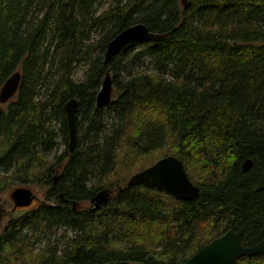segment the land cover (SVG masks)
I'll list each match as a JSON object with an SVG mask.
<instances>
[{
    "label": "trees",
    "instance_id": "trees-1",
    "mask_svg": "<svg viewBox=\"0 0 264 264\" xmlns=\"http://www.w3.org/2000/svg\"><path fill=\"white\" fill-rule=\"evenodd\" d=\"M138 24L170 36L106 62L108 44ZM17 72L18 94L0 105V191L45 185L48 204L9 222L0 264H184L230 230L244 247L262 241L264 0H0V91ZM107 74L114 98L98 108ZM55 122L66 149L45 165ZM169 156L183 162L198 199L109 183L119 165L135 166L128 181ZM109 186L117 189L107 206L79 209ZM33 240L45 243L39 255L28 253ZM236 264H264V255Z\"/></svg>",
    "mask_w": 264,
    "mask_h": 264
},
{
    "label": "water",
    "instance_id": "water-1",
    "mask_svg": "<svg viewBox=\"0 0 264 264\" xmlns=\"http://www.w3.org/2000/svg\"><path fill=\"white\" fill-rule=\"evenodd\" d=\"M184 8H187L190 0H180ZM170 33L159 35L149 31L143 25L132 26L117 35L107 46L105 60L110 62L119 55L128 45L136 42H161L166 40ZM22 74L20 72L11 76L3 85L0 91V105L8 104L17 94L20 88ZM114 98L113 81L109 74L103 80L101 89L97 95L96 105L98 108H105ZM67 126L69 131V151L74 152L77 144V111L78 101L70 100L64 107ZM253 162L247 160L243 164V172L251 170ZM144 186L149 189H156L159 192H166L179 201L191 202L200 196V189L189 179L183 162L173 156L165 157L155 165L132 176L125 188ZM257 191H264V170L257 186ZM115 196L113 190L104 189L99 191L92 199L91 204L100 209L108 205ZM11 199L15 208H29L37 197L33 191L27 188L15 190ZM76 207L77 204L73 203ZM264 236V225H263ZM264 255V237L262 241L254 247H244L239 235L230 230L220 235L211 243L203 247L192 258L184 264H236L237 260L243 257H257Z\"/></svg>",
    "mask_w": 264,
    "mask_h": 264
},
{
    "label": "rangeland",
    "instance_id": "rangeland-1",
    "mask_svg": "<svg viewBox=\"0 0 264 264\" xmlns=\"http://www.w3.org/2000/svg\"><path fill=\"white\" fill-rule=\"evenodd\" d=\"M76 70L77 71L75 74V78L78 80L83 79L84 75H85L84 74L85 70H83V68H80V67L77 68ZM54 126L56 128L55 131H57V137H56L57 148H56V151H54L52 154L45 157V160H44L45 165L54 164L55 163L54 162L55 155L56 154L60 155L66 149V145L63 144V141L61 139L60 132H59L60 124L55 122ZM170 147H171V144L167 145L165 150L156 153L153 157H150L148 159V161L151 163L156 158H158L162 155L164 156L166 154H169L170 153L169 151L171 150ZM134 167L135 166H133L132 168H129L126 165H119L117 170H116V173H114L110 176L109 183L120 184L118 186H122V185L125 186L128 183V181L130 180L129 179L127 181V178H129L131 176L130 173L132 172ZM137 168H139V167H136V169ZM37 172H38V170L35 171V173H37ZM1 178L5 179L7 181L13 179L12 176H10V177L1 176ZM2 186H3V188L0 191V234L3 233L7 229L8 224L11 220L19 218L22 215L27 214L28 212H32L33 210L38 209L40 205H47L48 204L46 196H47L49 189L45 185L35 184V183H31L28 185H21L19 183L11 182V183H8L7 185H2ZM21 188H27V189L32 190L34 195L37 197V200L29 208L17 209V208H15L14 202L11 199L12 193L15 190L21 189ZM107 189L113 190L115 193L117 188L113 187V186H109ZM90 205H92V204L91 203L81 204L79 209L89 208ZM69 235H71V234L69 233ZM33 243L34 244L32 246L28 247V253L31 255H34V254L39 255L40 253H42L43 252L42 249L45 247V243L43 244V243L39 242V240H35Z\"/></svg>",
    "mask_w": 264,
    "mask_h": 264
},
{
    "label": "flooded vegetation",
    "instance_id": "flooded-vegetation-1",
    "mask_svg": "<svg viewBox=\"0 0 264 264\" xmlns=\"http://www.w3.org/2000/svg\"><path fill=\"white\" fill-rule=\"evenodd\" d=\"M60 168H62V166H59L58 170H59ZM36 200H37V199H36ZM34 202H35V201H34ZM34 202H33V203H34ZM31 206H32V205H31ZM31 206H30V207H31ZM17 209H20V208H17ZM21 209H25V208H21Z\"/></svg>",
    "mask_w": 264,
    "mask_h": 264
}]
</instances>
